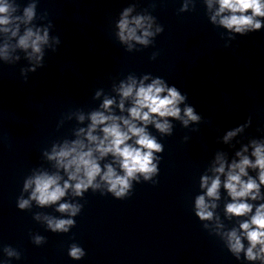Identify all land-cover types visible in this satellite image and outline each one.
<instances>
[{"label":"clouds","instance_id":"clouds-1","mask_svg":"<svg viewBox=\"0 0 264 264\" xmlns=\"http://www.w3.org/2000/svg\"><path fill=\"white\" fill-rule=\"evenodd\" d=\"M219 7L211 20L217 22L230 31L244 34L249 31L261 29V20L257 17H264V0H216ZM213 0H207L208 8L211 9ZM36 3H29L23 8L22 15L17 14L20 11V5L17 0H0V33L10 37H17V45L24 50L31 49L28 53L30 60L35 61V65L29 71H35L36 67L43 65L42 45L47 44L49 37L45 29L41 35L40 29L33 30L28 25L36 15ZM187 9V4L179 10L181 12ZM131 8H126L119 20V39L132 48V41L138 44L148 46L152 41L150 37L163 31L158 26L153 32L152 25L155 18L150 15H137L129 19ZM21 25H24L23 34L20 35ZM138 30L142 34L138 35ZM8 45L0 49V55L5 60L9 59ZM156 53H153L152 59H155ZM137 83L136 79L129 77L128 83L120 85V104L119 107L124 110V101L131 100L132 106L128 108V117L105 115L104 112H93L91 115V125L87 131V141H75L72 145L65 144L59 150L53 149L49 159L56 161L57 168H62L67 174V180L61 186V176L58 174L49 175L40 173L29 178L24 183V190L32 188L29 199H20L18 207L26 209L30 206V201L34 200L40 206L56 204L61 198L65 197L69 188L76 196H83L89 188L95 191L101 187L97 182H103L107 192L111 193L117 199H125L132 193L133 181L139 182L140 176L144 181L153 180V176L158 175L159 169L157 163L160 157L154 156V153L163 151L162 144L158 143L156 138L146 130L149 124H154L160 133H170L172 125L167 118L180 120L187 127L190 122H199L201 117L197 115L194 108L185 106L183 115L179 105L184 103L186 96L182 95L176 87H168L165 82L156 78L150 84H145L144 80ZM113 100L106 99L103 107L109 109ZM83 119V117H81ZM162 120V122H161ZM140 125V126H138ZM100 128L102 138L93 135V132ZM237 129L236 131H239ZM84 130L81 129V132ZM235 132H229L224 137L225 141L234 136ZM132 141V142H130ZM254 151L252 155L255 161L237 153L240 156L239 162L233 161L225 172V161L222 157H217L218 167L213 171L217 174L215 177L204 175L200 179V187L206 188L204 195H199L195 200V214L201 220H211L213 212L210 208H215L216 204L206 202V197L213 200L219 199V190L221 188V174L226 176L223 182V188L231 197L232 202L226 205V213L229 216H245L253 211V205L247 202V198L257 200L260 198V185L264 184V145L253 142ZM247 151V149H244ZM98 153V155H94ZM111 154L119 164L123 174L111 165H105L101 168L99 160ZM258 169V180L248 175L247 169ZM247 177V180L243 179ZM75 182V183H71ZM34 186V187H33ZM103 194V193H102ZM81 204L59 203L56 211L67 214V218H57L54 216H44L47 228L54 233H68L75 226L73 219L82 209ZM40 217L37 216L36 219ZM249 242V247L244 250V244L237 231L233 229L224 235L227 238V244L230 250L239 257L242 251L249 261L260 260L264 262V203L255 208V213L240 224ZM34 241L37 245L45 242L42 236H35ZM4 251L8 257L15 256L20 258V253L6 247ZM68 255L73 260L82 259L86 253L84 249L77 244L70 245Z\"/></svg>","mask_w":264,"mask_h":264}]
</instances>
